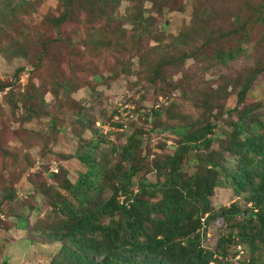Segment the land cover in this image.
I'll return each instance as SVG.
<instances>
[{"label":"rangeland","instance_id":"374dc122","mask_svg":"<svg viewBox=\"0 0 264 264\" xmlns=\"http://www.w3.org/2000/svg\"><path fill=\"white\" fill-rule=\"evenodd\" d=\"M179 1L126 0L115 9L114 21L107 23L100 32L90 34L84 12H76L77 22L71 20L60 27L48 22L64 13L65 0H0V264L3 261L8 264H50L49 252H56L59 244L50 246L46 237L48 228L53 225L48 216L47 198L50 200L52 189L73 200L66 191L55 190L63 183L59 178L62 171H59L58 181L47 176L62 167L68 179L74 181L81 168L72 155L83 153L84 140L91 139L93 134V139L101 141L94 154L98 157L100 174H107L106 183L100 181L104 190L113 182L111 171L114 166L126 168L120 155L128 138L134 136L141 141V147L128 163L137 169L132 178L136 191L141 180L155 183L163 179L154 165L178 147L177 138L164 129L170 123L180 124L178 120H170L176 112L191 128H197L206 120L216 124L214 150L219 149V140L225 138L222 132L230 131L229 121L235 120L242 109L260 104L261 108L254 109L251 114L264 121V72L256 76L243 102L237 103L236 96L239 81V84L243 83L252 67L263 66L264 53L259 45L261 27L249 25L250 43L244 45L246 52L226 66L207 59L213 50V40L206 34L219 28L224 33L232 30L234 15H246L247 4L256 5L262 0H209L206 4L211 7L210 14L213 15L210 16L200 12L195 15L197 1L182 0L181 8ZM137 12L143 14L148 29L155 31V35L158 33L160 44L155 43L153 35H146L142 40L135 37L137 22L133 16ZM183 36H189L193 42L187 39L190 42L181 46L179 41ZM138 39L140 43H137ZM194 39L199 40L198 44ZM235 41L224 45L234 46ZM157 44L168 51V60H174L182 52L189 54L192 47L206 56L200 60L184 59L176 67L168 65L163 70L168 75L165 80L154 82L144 70L156 61L161 51L154 49ZM18 47L24 48L27 58L19 55ZM19 67L25 70L16 75L15 70ZM221 84H231L235 90L219 104L210 100L211 114H203L194 102L184 98V94H200L203 89L218 91ZM228 89L230 91L231 86ZM34 92L40 95L43 103L44 100L51 102V93H59L67 99L62 97L58 102L48 103L49 108L47 105L40 115L25 121L26 94ZM56 103L62 106L58 112L53 108ZM234 107L237 110L228 113ZM154 111L160 112L161 116L153 115ZM184 119H180L181 123ZM112 148L114 152H111ZM195 170L194 164L184 167L187 176ZM12 187L16 189L15 196L5 203L2 198L8 192L2 190ZM43 189L48 195L42 196ZM99 196L100 200L106 201L109 191H103ZM160 197L157 190L148 199L157 202ZM123 199L119 197L118 202L122 203ZM209 201L212 214L232 205L242 211V215L229 221L217 216L208 225L204 224L201 245L220 253L217 241L227 237L230 226L255 210L251 211V204L233 194L229 186L221 184L213 189ZM23 206L26 211L22 213ZM16 218L28 219L24 230L18 229ZM102 222L106 223L107 219ZM29 239L31 244L26 245L23 241ZM225 247L228 256L217 257L230 264H248L251 258H264L262 241H258L259 248L254 253L246 244L225 243Z\"/></svg>","mask_w":264,"mask_h":264},{"label":"trees","instance_id":"16d2710c","mask_svg":"<svg viewBox=\"0 0 264 264\" xmlns=\"http://www.w3.org/2000/svg\"><path fill=\"white\" fill-rule=\"evenodd\" d=\"M124 1L126 0H65L64 13L50 18L48 22L60 27L71 20L77 22L79 19L75 17L76 12H84V21H86L90 34L98 33L107 23L116 19L115 9ZM196 1L195 15L199 14L198 12L205 16L213 15L210 14L211 7L206 4L209 0H194ZM179 2V8H181L182 0ZM245 10L246 15L240 13L234 15L232 30L224 33L219 28L205 32L208 37H212L210 40H213L211 41L213 50L207 56L213 64L226 66L227 63L236 60L246 52L244 45L250 43L249 25L261 27L259 45L264 53V0L256 5L247 4ZM195 15L193 14L194 17ZM133 20L137 22L135 37L142 40L146 35H153L155 43L160 44L161 39L158 33L155 35L153 33L155 31L148 29L149 26L141 12H137ZM218 33L219 35H216ZM233 38L236 40V45L230 47L224 45L234 41ZM139 39L137 43H140ZM187 39L192 40L189 36L180 39L181 46L190 42ZM194 42L198 44L199 40L194 39ZM198 46L200 48L201 43ZM154 49L161 51L156 61L144 70V73L154 82L157 79L165 80L168 76L163 73L166 66L176 67L184 59L200 60L206 56L202 55L201 50L192 47L193 52L192 50L189 54L182 52L174 60H168L166 59L168 51H165V48L157 44ZM18 53L27 58L23 47H18ZM262 65L261 68L252 67V70L242 80L243 83L239 84L241 80L239 81L237 85L239 91L236 94L237 103L243 102L256 76L264 72V61ZM24 70V67H19L15 73L18 75ZM220 86L218 91L207 92V89H203L200 94H194V92H189V95L184 94V98L189 102H194L203 114L207 112L211 114L212 106L209 101L214 100V103L224 101L231 91L235 90L231 84ZM63 91L67 92L66 89ZM51 95L52 100L48 102L51 104L54 100L60 101L62 97L67 99V96L59 93H51ZM24 102L27 109V113L24 114L25 121H30L36 115H40L47 105L49 108V104L45 100L46 104L43 103L37 92L27 93ZM61 107L56 103L53 108L58 112ZM236 108L234 107L228 113L236 111ZM258 108H261L260 104L252 108H244L235 120L229 121L230 131L222 132L225 138L219 140L218 150L212 149L216 141L213 137L216 124L206 120L197 128H191L179 112L171 115L170 120H178L180 124L170 123L164 129L169 130L177 138L178 147L171 155H165L162 162L154 165L156 172L163 179L155 183H146L141 180L136 191L133 190L132 178L137 173V169L128 163L133 160L136 149L141 147V141L138 138L134 136L128 138L120 155L126 168H121L120 165L114 166L111 171L113 182L105 190L100 181L106 183L104 178H107V174H100L98 157L94 154L100 148L101 141L93 139L95 134L91 139L84 140V152H75L72 155L81 168L76 172L74 181L68 179L62 167L57 168L55 173L49 172L48 176L45 174L48 179L54 178L56 181L59 178L63 179L62 185L59 184L55 190L66 191L73 200V202L68 200L49 187L52 195L50 200L47 198V208L49 220H52L53 225L48 228L46 237L51 242L50 246L54 243L59 244L56 252L52 254L49 252V263L230 264L229 261H222L228 256L225 243L229 245L246 244L250 247V252L258 251V241L264 242V121H259L255 115L251 114L254 109ZM47 112L50 114V111ZM153 115L158 117L161 113L154 111ZM53 118L59 121L54 116ZM180 119L185 121L181 123ZM112 151L114 152L113 148ZM188 164L196 166L191 176H187L184 171V167ZM59 171L63 173L58 178ZM221 177L224 180L220 181ZM220 184L229 186L237 197H243L246 203L251 204V211L255 210V212L249 213L243 220L230 226L227 237H222L217 241V248L220 251L217 253L201 245L204 224L208 225L217 216L229 221L242 215V211L236 205L221 208L220 213L212 214L209 199L213 189ZM107 190L109 196L106 201L100 200L101 192ZM157 190L161 197L157 202H151L148 196ZM5 191L9 195L4 193L2 200L5 203L11 202L16 189L12 187V189L2 190V192ZM43 194L48 195L47 190L43 189L42 196ZM119 197L124 198L122 203L118 202ZM7 208L11 209L9 206ZM33 209L38 210L37 207ZM6 210L8 212V209ZM21 211L22 213L26 211L25 206L21 207ZM15 214L17 215L16 212ZM205 215H207L206 218H204ZM16 219L18 229L24 230L28 219ZM103 219H107V222L103 223ZM46 222L50 224L48 220ZM23 242L26 245L31 244L30 239ZM218 255L222 257L221 260L217 257ZM248 264H264V258L254 260L251 258Z\"/></svg>","mask_w":264,"mask_h":264},{"label":"water","instance_id":"95a60500","mask_svg":"<svg viewBox=\"0 0 264 264\" xmlns=\"http://www.w3.org/2000/svg\"><path fill=\"white\" fill-rule=\"evenodd\" d=\"M204 232V231H203ZM1 264H8L7 261H3Z\"/></svg>","mask_w":264,"mask_h":264},{"label":"built area","instance_id":"2783aa9c","mask_svg":"<svg viewBox=\"0 0 264 264\" xmlns=\"http://www.w3.org/2000/svg\"><path fill=\"white\" fill-rule=\"evenodd\" d=\"M120 198H123V197H120Z\"/></svg>","mask_w":264,"mask_h":264}]
</instances>
